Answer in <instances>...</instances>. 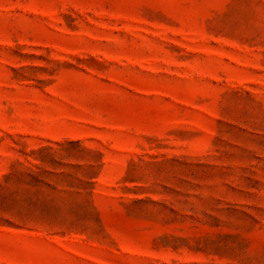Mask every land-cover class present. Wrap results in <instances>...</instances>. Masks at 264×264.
<instances>
[{"label":"rangeland","instance_id":"rangeland-1","mask_svg":"<svg viewBox=\"0 0 264 264\" xmlns=\"http://www.w3.org/2000/svg\"><path fill=\"white\" fill-rule=\"evenodd\" d=\"M0 264H264V0H0Z\"/></svg>","mask_w":264,"mask_h":264}]
</instances>
